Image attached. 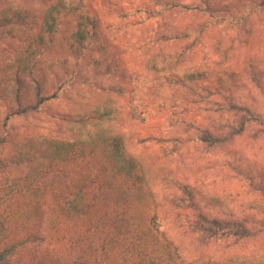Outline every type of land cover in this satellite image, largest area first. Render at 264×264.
I'll list each match as a JSON object with an SVG mask.
<instances>
[{
	"label": "trees",
	"instance_id": "obj_1",
	"mask_svg": "<svg viewBox=\"0 0 264 264\" xmlns=\"http://www.w3.org/2000/svg\"><path fill=\"white\" fill-rule=\"evenodd\" d=\"M14 1L17 4L0 0V49L16 44L12 52L0 53V150H8L0 160V264H264V212L258 219L199 213L188 187L171 181L154 159L140 152L149 141H162L137 140L123 131L113 104L71 105L61 111L60 138L30 123L25 131L13 135L12 119H35L43 105L58 101L59 92L71 82L75 87L83 74H75L50 92L49 74L61 79L60 72L69 68H49L51 64L43 63L47 56L53 55L59 64L70 57L92 58L95 64L96 55L111 56L109 47L101 46L100 22L88 0ZM157 6L159 12L139 7L125 13L143 12L152 19L175 12L211 19L237 13L240 8L214 6L212 0H158ZM207 24L202 22L197 30L204 32ZM192 32L191 25L171 35L158 32L145 44L143 56L158 82V95L167 84H185L199 103L208 105V111L235 118L232 122L214 119L207 129L189 125L178 137L186 144L194 133L201 144L216 150L258 124L259 118L250 108L229 99L232 91L200 89L201 74L176 75L194 47ZM166 42H184V46L172 54L160 45ZM221 45L214 48L221 51ZM97 70L98 76L105 77L114 68H105L106 74ZM105 90L118 97L127 93L123 85ZM217 96L225 98L226 104L216 102ZM65 133L75 140H65ZM260 183L257 190L264 198V182ZM166 184L170 186L161 199L157 188ZM180 208L194 211V216H172L170 210ZM171 218L178 230L164 229ZM36 225H43L44 236L35 234ZM175 232L195 244L175 239ZM258 237L263 247L255 246V254L224 259L205 254L212 244L233 242L225 247L229 249Z\"/></svg>",
	"mask_w": 264,
	"mask_h": 264
},
{
	"label": "rangeland",
	"instance_id": "obj_2",
	"mask_svg": "<svg viewBox=\"0 0 264 264\" xmlns=\"http://www.w3.org/2000/svg\"><path fill=\"white\" fill-rule=\"evenodd\" d=\"M46 2L51 3L52 0ZM88 2L100 22L101 46H108L111 56L105 58L104 55H96L98 60L95 64L92 58L82 60L73 57L59 64L53 55L47 56L43 63L51 64L49 68H69L68 72H60L61 79H56L53 73L49 74L50 92H55L65 80L71 81L75 74H83L75 87H71V82L59 92L58 101L43 105L35 119H12L9 126L13 135L25 131V126L30 123L48 130L53 138H60L58 116L61 111H68L71 105L88 107L107 102L118 110V123L123 131L131 132L137 140L153 138L162 141H149L140 152L154 159L155 165L161 166L171 181H180L188 187L199 213L217 218L228 215L241 219L261 217L264 198L258 186L264 182V0H212L214 6L220 3L227 8H233V5L240 8L237 13L211 19L175 12L152 19H148L143 12L135 16L125 13L139 7H149L159 12L158 0ZM10 3L17 4L14 0ZM202 22L208 23V29L204 32L200 28L197 30ZM189 25L193 31L190 39L194 47L184 59V68H180L176 75H183L184 72L201 74L203 78L198 83L200 89L232 91V98H228L250 108L259 118L258 124L248 126L243 135L232 138L216 150L201 144L194 133L189 135L190 141L186 144L184 138L180 140L178 137L183 136L185 127L189 125L207 129L214 119L223 117L232 122L235 118L230 114L222 116L208 111V105L199 103L185 84H167L162 95H158V82L148 70L147 60L143 56L145 44L155 39V34L171 35L178 28ZM217 43H222L221 51L214 48ZM160 45L165 51L177 54L182 51L184 42ZM3 46L0 53L13 51L10 43ZM97 68H101L102 74H106L105 68H114V71L102 77L97 75ZM119 85L127 89L122 97L105 90ZM167 95L174 98L166 99ZM214 100L226 104L225 98L217 96ZM64 138L75 140L67 133ZM7 152L6 149L0 150V160L5 158ZM251 184L255 185L256 190ZM169 186L166 184L157 188V195L161 199ZM170 211L174 217L194 216L192 210L180 208ZM173 218L164 223L165 230H178L173 226ZM33 229L36 235H45L43 225H36ZM255 229L257 231L259 228ZM173 234L175 239L185 240L187 245L195 244L188 238L177 236V232ZM259 240L260 237L242 240L229 249L225 247L233 245V242L212 244L205 254L217 259L248 255L255 251V246L263 247Z\"/></svg>",
	"mask_w": 264,
	"mask_h": 264
}]
</instances>
